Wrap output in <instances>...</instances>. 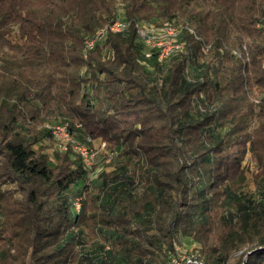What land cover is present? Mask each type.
Listing matches in <instances>:
<instances>
[{
	"label": "trees",
	"instance_id": "trees-1",
	"mask_svg": "<svg viewBox=\"0 0 264 264\" xmlns=\"http://www.w3.org/2000/svg\"><path fill=\"white\" fill-rule=\"evenodd\" d=\"M119 17L130 29L85 54ZM165 21L184 48L147 57L134 25ZM58 122L123 161L94 176L72 150L51 162L34 146ZM249 141L264 162V0L0 1V264H168L217 206L247 249L202 264H264V191L234 180ZM91 225L104 242L89 249Z\"/></svg>",
	"mask_w": 264,
	"mask_h": 264
},
{
	"label": "rangeland",
	"instance_id": "rangeland-1",
	"mask_svg": "<svg viewBox=\"0 0 264 264\" xmlns=\"http://www.w3.org/2000/svg\"><path fill=\"white\" fill-rule=\"evenodd\" d=\"M1 1V0H0ZM165 22H160L157 25H163ZM260 96H258L259 98ZM255 99V102H259V99ZM47 124V123H46ZM41 125L38 129L46 126ZM101 141H106L101 138H95V147L100 146ZM113 143H108V146L113 147ZM36 149L42 150L43 153L47 154L50 161L53 162L56 159L53 156V141L49 137L43 138L39 143L34 146ZM246 153L243 157L242 169L235 175L234 180L237 185V191L240 196L258 199L264 191V162L260 160L257 155L258 152L252 149V143L249 141L246 145ZM119 155L109 157L105 151H100L97 158L96 170L97 172L104 170L106 172L112 171L123 158ZM18 183H13L11 180H7L6 184H3V188H18ZM220 192V191H219ZM221 201L224 200V195H219ZM234 209V207H230ZM212 217L210 223L200 230L198 233V239L192 236L180 235L177 239L173 240L174 253L169 259L168 264H187L189 262H195L202 264L205 260L207 253H215L216 256L227 253L229 255V262L233 263L239 259L246 251L247 247L242 249H234L228 241V233L231 230L228 227V222L224 216H228L227 211L222 206H217L211 212ZM93 226L86 228L88 234L87 239L89 249L92 244L102 243L104 240L93 231ZM13 253L17 252L19 256H25L29 258L31 248L27 245H21L16 251L12 250ZM73 264H80V256L76 253L73 254Z\"/></svg>",
	"mask_w": 264,
	"mask_h": 264
},
{
	"label": "built area",
	"instance_id": "built-area-1",
	"mask_svg": "<svg viewBox=\"0 0 264 264\" xmlns=\"http://www.w3.org/2000/svg\"><path fill=\"white\" fill-rule=\"evenodd\" d=\"M132 21L119 17L112 23L106 24L98 28L90 37L84 42V52H88L95 48L99 43L105 40L107 34L111 33H125L127 32ZM135 29L139 38L148 48L146 53L147 57H151L153 50L158 52L160 60L167 59L173 53L180 51L184 48V44L179 41V29L177 25L172 22H166L163 25L154 23L136 22ZM80 127V124H77ZM47 127L52 132L53 153L54 152H67L72 150L80 156L85 167L89 170L90 174L94 176L97 174L96 164L100 151H105L109 157H114L116 151L109 150L106 141H101L100 146L95 147V139L88 136L86 140H81L77 137L76 133L71 130L68 122H58L47 124ZM80 205L77 204V207ZM188 260L187 262H189Z\"/></svg>",
	"mask_w": 264,
	"mask_h": 264
}]
</instances>
